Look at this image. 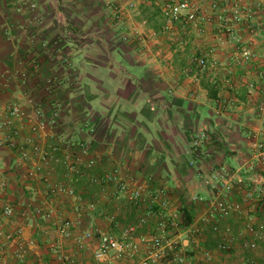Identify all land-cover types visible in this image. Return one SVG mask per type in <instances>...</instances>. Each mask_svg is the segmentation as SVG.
I'll list each match as a JSON object with an SVG mask.
<instances>
[{
  "label": "crops",
  "instance_id": "obj_1",
  "mask_svg": "<svg viewBox=\"0 0 264 264\" xmlns=\"http://www.w3.org/2000/svg\"><path fill=\"white\" fill-rule=\"evenodd\" d=\"M65 1L69 6L72 0ZM97 1L110 6L109 12L119 17L115 22L119 25L111 23L106 13L103 21L101 18L94 21V17L88 18L90 16L78 10V16L86 21L94 33L89 34L93 39H88V43L65 40L61 44L63 56L56 58L51 49L50 53L44 52L43 44L50 43L53 36V17L58 19L62 16V26L66 30L64 34L75 32L71 23L73 11L69 8L53 9L46 5L41 7L43 0H0V74L27 72L24 81L10 74L7 83L1 88L0 123L4 120V106L8 103L19 104L30 120L25 122L18 135H14L15 139L28 141L29 145L39 143L45 146V137L38 138L29 131L35 112L53 107L57 95L84 94L92 98V101H88V111H93V120L87 114V121L83 124L81 121L80 125L78 122V125L82 129L89 125L91 130L67 138L87 140L91 152L90 156L82 160L91 156L97 160L95 169L74 184L78 193L76 200L70 202L69 197H66L67 200L61 201L62 196L51 199L49 187L64 179L62 163H52L48 169L43 168L46 180L25 179L16 154L4 142L9 132L0 125V183L5 186L0 189V208L2 210L9 205L13 209L8 222L2 217L0 231L21 233L26 244L25 264H68L62 260L64 256L72 264H95L93 250L97 244V234L85 240L83 248H78L73 238L90 230L121 233L124 228L135 223L138 213L149 205L147 194L143 203L137 206L129 203L128 206L121 199L103 198L100 187L89 184V177L117 169L127 181L145 183L150 190L165 189L172 208L178 212L183 207L190 210L193 220L207 208L191 201L195 195L203 196L207 204L218 200L239 203L242 213L227 220H219V225H229L237 230L249 215L264 237V115L258 112V104L264 99V34L252 33L245 25H236L233 33L240 40L238 46L247 47L256 55V59L249 63L236 62L234 43H218V39L223 37L215 24L205 25L201 31L184 25L167 27L165 24L180 42L175 44L173 53L165 56L164 61L152 54L133 57L128 53L123 55L116 47L110 48L108 56H101L100 51H97L102 50V37L99 34L110 35V32L119 28L123 34L140 39V44L144 46L145 40L141 34L147 36L152 29L146 19L134 17L138 13L130 15L124 10L122 3L124 1L126 5L129 0ZM131 1L135 6L130 10L135 11L137 5L148 0ZM159 1L162 3V0ZM20 2L33 3L35 9L29 11L24 7L18 13L16 7ZM109 2L116 6L109 5ZM203 3L207 7L209 1ZM259 6L253 2L248 5L256 21L264 19V0ZM78 26L79 38H84L86 25L80 22ZM192 37L194 41H199L195 44L198 51L212 50L213 57L225 65V70L220 71L219 75L211 73L212 89L203 87L193 74L183 76L175 71L177 65L188 63L194 55L191 53L188 56L179 51L194 49L189 44ZM63 57L69 67L62 62ZM35 58L38 70L31 68L30 61ZM162 62L168 67H162ZM171 65H174V70ZM55 73L66 76L61 89L57 88L55 95L49 96L44 89V80L57 76ZM74 78L79 80L75 84L79 87L73 85L76 81ZM50 129L45 130L44 136L53 135L55 130ZM202 134L207 139L202 141L197 155L193 145L196 137ZM258 145H262V148H257ZM64 151L61 149L58 153L61 161ZM224 172L232 178L241 177L245 182L244 187H234L230 193L223 194L216 189L221 186V182L206 181L211 175H222ZM104 189L110 191L111 185ZM90 198L96 201V210L91 213L85 212V205L91 201ZM120 206H125L124 212L112 214L111 211L110 219L105 218L108 210ZM67 220L79 223L71 229L68 241L60 237L58 232L59 225ZM207 232L205 230L199 236L179 232L180 252L186 258V264H206L202 257L203 251L216 254L212 264H228L231 261L233 254L231 258L223 257L222 261L217 259L216 240ZM148 233L147 228H142L137 235ZM39 238L55 240L48 246L59 245L61 254L54 253L52 249L45 251L39 248ZM235 247L232 253L237 254L238 247ZM12 249L8 247L5 250ZM262 254L264 238L258 242L256 251L249 255L262 258ZM141 258L142 253L134 261Z\"/></svg>",
  "mask_w": 264,
  "mask_h": 264
},
{
  "label": "built area",
  "instance_id": "obj_2",
  "mask_svg": "<svg viewBox=\"0 0 264 264\" xmlns=\"http://www.w3.org/2000/svg\"><path fill=\"white\" fill-rule=\"evenodd\" d=\"M207 0H162L160 4V15L165 21L166 26L175 24L184 25L189 28L201 29L205 25L215 24L219 34L224 38H219L221 45L226 43H234L236 48V62L249 63L256 59V55L247 47H239L240 40L234 35L236 25H245L252 33L264 34V19L256 21L252 11L248 5L253 2L257 7L261 0H208V6L204 7L203 2ZM129 9H134V4L129 0L126 4ZM24 7L29 11L35 9V4L23 3L17 5L16 11L20 13ZM119 20V17H115ZM43 50L45 53L50 49L58 54L60 52L59 40L51 43H44ZM264 57V55H263ZM196 67L201 69H215L219 63L213 57L212 50H206L200 53H194L190 58ZM67 67L69 63L63 61ZM31 68L37 70V59L30 61ZM11 76L19 78L21 81L26 80V71H15L14 73L0 74V92L1 88L7 83ZM63 81L57 76H50L44 80V87L48 94H54L55 90L62 85ZM252 87V85H249ZM57 106V105H56ZM57 109L53 111L51 121L47 122L43 118L42 111H37L35 119L30 124V134L39 137H45L47 143L45 146L39 143L29 145L28 141H18L14 135L19 134L25 122L30 120L26 111L17 103H8L4 106V120L0 123L9 135L5 136V143L17 154L18 162L22 166L25 177L29 180L42 179L46 180L43 175V168H49L50 165L57 164L61 160L58 153L64 149V179L60 183L53 184L49 187L48 194L53 197L66 196L76 200L74 195V184L85 175L86 171H90L96 167L97 160L90 156V144L85 139L79 138L73 140L69 138H57L54 135L44 136L48 126H54L57 117ZM258 112L264 115V99L258 104ZM89 125L80 129L81 132L89 131ZM12 133V135L10 134ZM207 136L202 134L196 137L194 141L195 153L199 154V148L202 141ZM256 147V146H255ZM257 148H262L258 145ZM209 183L221 182L220 187L216 189L223 194L230 193L234 187H244V180L237 176L232 178L227 172L222 175H211L206 180ZM90 185L100 187L104 197L120 199L124 198L128 203L138 205L143 203L144 196H149V205L145 210L138 213L135 223L124 228L121 233L107 232L101 230L86 231L82 235L73 238L78 248H83L84 241L97 234V244L93 250V259L95 264H186V258L180 252L178 235L175 234L178 223L182 224L181 214L172 208L170 201L166 197L165 189L150 190L147 184L136 180H125L121 178L117 169L104 172L100 176L91 177ZM111 185V190L104 188ZM4 184L0 183V189H4ZM196 204H203L206 210L194 219L189 225L182 226V231L192 235L199 236L205 230L213 236L215 241V252L231 254L238 247L240 253L253 254L258 248V242L263 240V234L256 227L253 219L247 215L242 221L241 226L234 230L229 225L221 227L219 220H227L235 215L242 213V207L239 203L227 200L211 201L207 204V200L203 196H195L191 200ZM86 208L91 212L96 210L94 203H86ZM13 215V209L10 206L4 207L2 216L10 219ZM79 223L72 221H64L59 225L58 232L60 237L68 239L71 237V229ZM183 225V224H182ZM147 228V235H137L139 229ZM8 247L12 250L0 249V264H25V245L21 238V233L16 232L7 238ZM52 251L61 254V247L53 245ZM142 253L139 261H134L137 255ZM202 257L206 264H212L215 259L213 251H203ZM70 263V259L63 257ZM233 264H258L253 256L239 257Z\"/></svg>",
  "mask_w": 264,
  "mask_h": 264
},
{
  "label": "rangeland",
  "instance_id": "obj_3",
  "mask_svg": "<svg viewBox=\"0 0 264 264\" xmlns=\"http://www.w3.org/2000/svg\"><path fill=\"white\" fill-rule=\"evenodd\" d=\"M23 2H24V0H23ZM23 2H20L19 4L22 5ZM66 3H68V2H66L65 0H50V1L49 0H43V5L41 6V7H44L46 5L49 8L50 7L53 9L57 8L59 10H62L64 8H69L70 10L73 11V14H74V16H73L74 18L71 19V23L73 25L72 24H70V25H72V27H74L76 30L74 33H71V34L70 33L67 34V32H65L66 35L63 33L65 28H63L64 26H62V16L58 17V19L53 17V20H54L53 22H54L55 28L52 31L53 36L51 37L50 43L52 41L59 40V45H60V52L58 54H56V52L53 53L56 56V58H61L63 56L61 44H63V42L65 40L67 41L69 39V40H71V42H76V43H77V41L79 43L80 42L88 43L87 42L88 39H93L92 35H89V34H94V33L91 32L89 26H87L88 24L86 23V21L82 20V17L78 16V13H77L78 10H82L86 14L87 17L90 16L88 18L94 17V21L99 20V18H101L102 19L101 21H103V19L105 18L104 13H106V16L111 18V23L117 24L115 22L118 21L115 18V14L114 15L110 14V12H109L110 10L108 8L110 6H105L104 4H102L103 3L102 1L72 0L70 2L69 6ZM109 3H110L109 5L113 4V6H116V4H114L113 2H109ZM160 4H161V1H159V0H148L147 2L140 3L139 5H137L136 10L132 11L129 9L128 6L125 5V2L123 1L122 5L124 7V10L130 12V15H135L136 13L139 14V15L136 14L137 16H134V17H137L139 19H142V18L146 19L147 24L152 29V32H148L146 34L147 36H144V34H141V36L145 40L144 46H143V44H140V41H141L140 39L133 38L131 35L123 34V32H121V30L119 31V28H117L115 30V32L114 31L112 33L110 32V35H108V34L104 35L103 33L99 34V36L102 37V44H101L102 50L98 49L97 51H100V53L102 54L101 56H104V55L108 56L111 47H116L118 52L122 53L123 55L128 53L132 57L135 55L140 56V55L145 53V54H152L155 56V58H157V59L159 58V59H162L164 61V59H166L165 56H171V53H173V51H174L173 47L175 46V44H178L180 42V39L178 38V36L173 35L171 33V30H169L168 28L165 27V21L163 20V18L160 15V8H159ZM104 8L106 9V11ZM88 14H91V15H88ZM94 21H92V22H94ZM80 22L84 23V25H86L84 28V33L86 36L84 38H83V36H81L79 38V31H78L79 26L78 25H80ZM117 25H119V24H117ZM70 30L73 31L74 29H70ZM198 42H199L198 40L194 41V39L192 37L189 40V44H190V47H193L194 49L191 51L189 49L188 50L187 49L186 50H179V51H181V53L188 54V56L191 53L194 54V52L199 53L200 51L197 50L198 48L195 45ZM155 47H158V49ZM200 50H202V49H200ZM116 55L118 56L119 54H116ZM64 59H65V57L62 58V62L64 61ZM160 64L164 68L168 67V65L165 62H162ZM173 66L174 65H171L172 69H173ZM215 66H216L215 69H211V68L201 69L199 67H196L195 64L193 62H191V60L189 59L188 63L177 65L176 66L177 70H175V71L181 73L183 76L188 75V74H191V75L193 74V75H195L196 79L201 81V85L203 87H205L207 89H212L211 88L212 83H210V79L212 77L211 73L215 72V73H217L216 75H219L220 71L225 70V65H223V64L217 63ZM37 70H38V68H37ZM55 74L57 75V77L59 79H61L64 82L63 78H65L66 75L64 77L63 76L61 77L59 74H57V73H55ZM74 80H76V81H74L73 85L79 83V80H77V78L76 79L74 78ZM222 80L223 79L221 78V81ZM61 87L62 86H60L58 89H61ZM76 87H79V86H76ZM76 87H74V88H76ZM44 89H45V87H44ZM222 89H224V88H222ZM225 89H227V88H225ZM45 92H46V90H45ZM46 94L49 96L55 95V94H48L47 92H46ZM54 98H55L54 99L55 105L53 107L48 106L44 110H41L43 113L44 120L49 122V121H51V118L53 117V111L55 109H57V111H56L57 117L55 118L54 126H48L47 129H49V128L54 129L55 132L53 133V135L57 138L58 137L59 138L60 137L67 138V137H72V136L75 137V136H79V134H81L83 132H87V131L81 132L80 131L81 127L79 125H80L81 121H82V124L87 121L86 120L88 118V117L86 118L87 114L91 118V120H93V113H92L93 111L92 112L88 111L89 110L88 101L89 100L92 101V98L89 96H86L84 94H79L77 92L75 94H71L70 96H64V94L63 95H57ZM90 106H92V104H90ZM93 107H94V105L92 106V108ZM78 122H79V125H78ZM51 129H50V131H51ZM88 133H89V131H88ZM10 150L12 151V153L14 155L16 154V152L14 150H12V149H10ZM16 157H17V154H16ZM60 163H62V161H60L59 164ZM62 165H63V163H62ZM94 169H92V170H94ZM92 170H90V171H92ZM90 171H86L85 175H87L88 172H90ZM23 175H24V178L26 179L25 173ZM121 178H123V177L121 176ZM88 179H90V177ZM89 184H90V182H89ZM91 186H96V185H91ZM158 189H160V188H158ZM161 189H163V188H161ZM74 195H75V197L78 196V193L75 191V189H74ZM101 196L103 198H106V199L107 198L111 199V198L106 197V196L104 197L103 193H101ZM195 196H200V195H195ZM50 198L53 199V196H51ZM120 199L122 202H127L124 198H120ZM120 199H118V200H120ZM60 200L61 201L67 200L66 196L65 197L62 196V198ZM68 200L71 202L72 198L69 197ZM89 200H91V201H89V203H94L96 205L95 200H92L91 198ZM128 204L129 203L127 202V205ZM118 205H122V204L119 203ZM7 206H9V205H7ZM7 206H5V207H7ZM1 211H3V208H2V210L0 208V221L3 217ZM87 211L91 213V211L86 208L85 212H87ZM111 211H112V214L115 212L116 213L117 212L122 213L125 211V206H120V207H116V208L113 207L112 209L107 211L105 218L110 219ZM179 213L181 214V211ZM126 215H128V214H126ZM6 220L8 222L9 219H6ZM182 228H183L182 224L178 223L176 226V230H174L175 234L178 235L179 232H182ZM11 231L12 230H9L6 233H4V231H0V248H2V249L8 248V244L6 242H7V238L9 237V235L13 233V231L12 232ZM66 240L68 241L69 239H66ZM53 241H55V240L51 241L49 239L39 238L37 245L39 248H42L45 251H49V249H52V248H50L48 246V244H50V243L52 244ZM70 246H71V249H73L72 243H70ZM179 247L181 248L180 242H179ZM63 249H64V247H63ZM232 254H233V256L231 258L230 256ZM234 254L235 253H231V254L219 253L217 255V259L222 261L223 257L229 256V258H231V261L228 262V264H233L235 262V260L239 257L252 256V255H249L247 253H240L239 250H237V254H235V255ZM215 256H216V254H215ZM263 256L264 255L262 254V258H263ZM253 257L255 258V260L258 264H264V259L258 258L257 256H253Z\"/></svg>",
  "mask_w": 264,
  "mask_h": 264
},
{
  "label": "trees",
  "instance_id": "obj_4",
  "mask_svg": "<svg viewBox=\"0 0 264 264\" xmlns=\"http://www.w3.org/2000/svg\"><path fill=\"white\" fill-rule=\"evenodd\" d=\"M181 216L183 219V227L189 225L193 221V214L190 210H187L186 208H181Z\"/></svg>",
  "mask_w": 264,
  "mask_h": 264
}]
</instances>
